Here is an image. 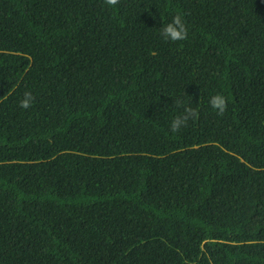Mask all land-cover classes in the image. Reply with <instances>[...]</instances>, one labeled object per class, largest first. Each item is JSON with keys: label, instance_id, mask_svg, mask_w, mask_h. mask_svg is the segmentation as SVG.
Returning a JSON list of instances; mask_svg holds the SVG:
<instances>
[{"label": "trees", "instance_id": "obj_1", "mask_svg": "<svg viewBox=\"0 0 264 264\" xmlns=\"http://www.w3.org/2000/svg\"><path fill=\"white\" fill-rule=\"evenodd\" d=\"M0 264H264V0H0Z\"/></svg>", "mask_w": 264, "mask_h": 264}, {"label": "clouds", "instance_id": "obj_2", "mask_svg": "<svg viewBox=\"0 0 264 264\" xmlns=\"http://www.w3.org/2000/svg\"><path fill=\"white\" fill-rule=\"evenodd\" d=\"M104 3L108 6H116L119 4V0H104ZM163 26L160 30L161 37L166 41L177 42L183 41L188 36V31L181 15L177 14L174 17L171 15L167 20L161 21ZM159 52L162 48L157 49ZM34 97L31 92H25L24 98L20 102V107L28 109L31 106ZM210 107L215 110L216 115L222 116L227 109L226 98L221 94L212 96L209 100ZM177 107L182 108L170 122L169 130L172 133L179 132L183 127L187 126L190 119L197 117L198 113L190 106H183L181 101H177Z\"/></svg>", "mask_w": 264, "mask_h": 264}]
</instances>
